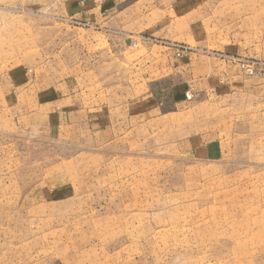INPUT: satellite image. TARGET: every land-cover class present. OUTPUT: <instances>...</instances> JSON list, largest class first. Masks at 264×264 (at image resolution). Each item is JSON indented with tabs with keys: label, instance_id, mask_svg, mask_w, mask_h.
Wrapping results in <instances>:
<instances>
[{
	"label": "rangeland",
	"instance_id": "rangeland-1",
	"mask_svg": "<svg viewBox=\"0 0 264 264\" xmlns=\"http://www.w3.org/2000/svg\"><path fill=\"white\" fill-rule=\"evenodd\" d=\"M31 3L0 0V264H264V0H147L113 44ZM132 81L161 113L50 130Z\"/></svg>",
	"mask_w": 264,
	"mask_h": 264
},
{
	"label": "crops",
	"instance_id": "crops-1",
	"mask_svg": "<svg viewBox=\"0 0 264 264\" xmlns=\"http://www.w3.org/2000/svg\"><path fill=\"white\" fill-rule=\"evenodd\" d=\"M145 1L147 0H31V9L48 10L55 19L62 21L76 20L85 26L86 31L98 33L108 44H113L118 35L135 27L138 5ZM173 10L176 13L182 12L177 6ZM175 20L182 21V14L180 17L176 16ZM152 84L153 82H148L145 90L135 95L133 81L130 82L126 87L127 102L123 103L119 102V94L110 93L100 97L97 93L96 101L92 104L88 101L90 96H87V89L78 93L63 91L62 96L53 95L47 100L49 106L46 122L49 123L50 130L84 129L88 134L98 135L103 141L113 140L115 135H120L117 133L120 124L126 125V131L129 132L136 123V118L147 116L148 120H144L145 122L149 121V117L162 112L165 103L156 100ZM114 88L112 84L106 90L114 91ZM136 102H142L144 110L135 112ZM119 112L122 113L121 116Z\"/></svg>",
	"mask_w": 264,
	"mask_h": 264
},
{
	"label": "built area",
	"instance_id": "built-area-1",
	"mask_svg": "<svg viewBox=\"0 0 264 264\" xmlns=\"http://www.w3.org/2000/svg\"><path fill=\"white\" fill-rule=\"evenodd\" d=\"M133 46H135V44H133ZM250 71V69H248V72Z\"/></svg>",
	"mask_w": 264,
	"mask_h": 264
}]
</instances>
